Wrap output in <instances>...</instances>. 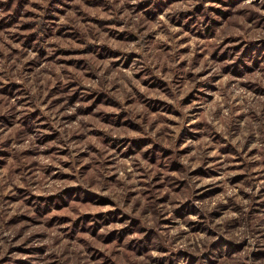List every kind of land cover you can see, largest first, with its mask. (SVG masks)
<instances>
[{
  "label": "rangeland",
  "instance_id": "374dc122",
  "mask_svg": "<svg viewBox=\"0 0 264 264\" xmlns=\"http://www.w3.org/2000/svg\"><path fill=\"white\" fill-rule=\"evenodd\" d=\"M0 264H264V0H0Z\"/></svg>",
  "mask_w": 264,
  "mask_h": 264
}]
</instances>
